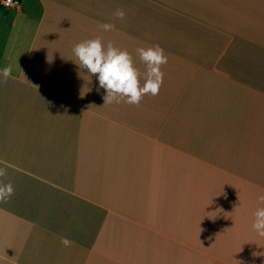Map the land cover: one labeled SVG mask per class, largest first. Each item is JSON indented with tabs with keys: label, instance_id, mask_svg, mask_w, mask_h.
Segmentation results:
<instances>
[{
	"label": "crops",
	"instance_id": "obj_1",
	"mask_svg": "<svg viewBox=\"0 0 264 264\" xmlns=\"http://www.w3.org/2000/svg\"><path fill=\"white\" fill-rule=\"evenodd\" d=\"M96 37L141 85L136 50L159 45V93L105 104L73 54ZM5 66L0 264H264V0H22Z\"/></svg>",
	"mask_w": 264,
	"mask_h": 264
},
{
	"label": "clouds",
	"instance_id": "obj_2",
	"mask_svg": "<svg viewBox=\"0 0 264 264\" xmlns=\"http://www.w3.org/2000/svg\"><path fill=\"white\" fill-rule=\"evenodd\" d=\"M114 16L123 19L125 12L118 9ZM100 28L107 32L114 30L115 26L106 23L100 25ZM136 51L141 62L146 66L143 85L140 84L141 73L135 67L133 57L126 49L117 48L112 42H108L105 48L100 37L84 40L73 48V54L79 61V67L86 69L90 75H96L99 87L105 90V104L123 101L129 105L139 106L145 95L156 96L159 93L164 77L161 68L167 64L168 57L159 45L146 49L138 48ZM11 75V66L0 69L3 82H7ZM4 175V169H0V177ZM13 192L14 188L11 183H0V201H6L13 195ZM258 199L264 204V195ZM252 228L259 236L264 237V207H258L254 212ZM61 243L68 247L72 241L61 237Z\"/></svg>",
	"mask_w": 264,
	"mask_h": 264
},
{
	"label": "built area",
	"instance_id": "obj_3",
	"mask_svg": "<svg viewBox=\"0 0 264 264\" xmlns=\"http://www.w3.org/2000/svg\"><path fill=\"white\" fill-rule=\"evenodd\" d=\"M22 0H0V10L16 9Z\"/></svg>",
	"mask_w": 264,
	"mask_h": 264
}]
</instances>
